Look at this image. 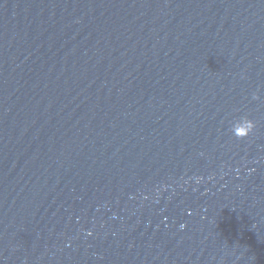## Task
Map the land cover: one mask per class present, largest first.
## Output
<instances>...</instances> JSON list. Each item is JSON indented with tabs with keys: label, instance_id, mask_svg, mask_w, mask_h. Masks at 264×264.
<instances>
[{
	"label": "water",
	"instance_id": "95a60500",
	"mask_svg": "<svg viewBox=\"0 0 264 264\" xmlns=\"http://www.w3.org/2000/svg\"><path fill=\"white\" fill-rule=\"evenodd\" d=\"M0 264H264V0H0Z\"/></svg>",
	"mask_w": 264,
	"mask_h": 264
},
{
	"label": "clouds",
	"instance_id": "9594fccd",
	"mask_svg": "<svg viewBox=\"0 0 264 264\" xmlns=\"http://www.w3.org/2000/svg\"><path fill=\"white\" fill-rule=\"evenodd\" d=\"M252 129H253L252 123L246 119H242L234 125L233 133L237 137L243 138V137H247L249 133L252 132ZM181 228H183V225H181Z\"/></svg>",
	"mask_w": 264,
	"mask_h": 264
}]
</instances>
